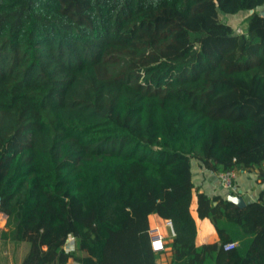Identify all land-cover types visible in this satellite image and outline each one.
I'll use <instances>...</instances> for the list:
<instances>
[{
    "label": "trees",
    "instance_id": "16d2710c",
    "mask_svg": "<svg viewBox=\"0 0 264 264\" xmlns=\"http://www.w3.org/2000/svg\"><path fill=\"white\" fill-rule=\"evenodd\" d=\"M263 6L0 0L1 237L28 244L20 264H264V192L239 207L191 167L264 181ZM250 10L243 33L219 19ZM194 194L214 242L195 243ZM150 214L172 225L161 252Z\"/></svg>",
    "mask_w": 264,
    "mask_h": 264
},
{
    "label": "crops",
    "instance_id": "0c3cea01",
    "mask_svg": "<svg viewBox=\"0 0 264 264\" xmlns=\"http://www.w3.org/2000/svg\"><path fill=\"white\" fill-rule=\"evenodd\" d=\"M192 167V180L196 187L199 188L200 192L206 194L221 195L226 197L229 193L237 194L241 191L245 202L256 201L261 192H264V181L258 179L257 172L255 170L245 171L238 170L234 178V188L227 190L219 185L217 173L209 171L199 165L196 160L191 161ZM196 208V197L193 195L191 204V213L195 219L197 233L195 238L196 245L214 242L218 239L216 231L208 219H199L195 211ZM166 220V219H165ZM164 219L160 218L156 214L149 215L150 227H157L159 232L163 236L164 245L170 242L172 234L170 228L165 225ZM6 216L2 214L0 219V264H20L22 258L28 249L27 243H14L8 239L1 237V231L6 230L5 228ZM165 226V227H164ZM169 257L162 255L159 264H168Z\"/></svg>",
    "mask_w": 264,
    "mask_h": 264
},
{
    "label": "built area",
    "instance_id": "2783aa9c",
    "mask_svg": "<svg viewBox=\"0 0 264 264\" xmlns=\"http://www.w3.org/2000/svg\"><path fill=\"white\" fill-rule=\"evenodd\" d=\"M239 32H241V31L239 30ZM241 33H243V32H241ZM235 175H236V170H234V169L229 170V171H224V172L217 173V177H218V180H219V185L221 187L227 189V190H232L234 188ZM165 221H166V224H167L166 226H168L170 228L171 232L173 233L171 222L169 220H167V219ZM149 234H150V238H151L152 250L154 252L163 251L165 249V245H164V241H163V236L159 232V229L158 228L149 229ZM69 242L73 243L72 246H71V248L73 250V248H74V238L72 236L68 237V239L66 241V244L68 245ZM234 246H235L234 243H229V244H226L224 246V248L225 249H231Z\"/></svg>",
    "mask_w": 264,
    "mask_h": 264
},
{
    "label": "rangeland",
    "instance_id": "374dc122",
    "mask_svg": "<svg viewBox=\"0 0 264 264\" xmlns=\"http://www.w3.org/2000/svg\"><path fill=\"white\" fill-rule=\"evenodd\" d=\"M263 8L258 9L257 11L261 12ZM250 12L249 11H240L236 14H225V13H219V19L223 22L228 23L229 25L232 26V28L235 30L236 33H241L244 31V28L246 26V17L248 16ZM239 30L241 32H239ZM6 223V221H5ZM165 225L166 221H164ZM165 227V226H164ZM153 228H157V227H153ZM150 229H152V227H150ZM171 231V230H170ZM171 234L173 235V233L171 232ZM162 235V234H161ZM72 242H69L66 249L68 251H71L72 248ZM69 264H75L74 262L70 261Z\"/></svg>",
    "mask_w": 264,
    "mask_h": 264
},
{
    "label": "water",
    "instance_id": "95a60500",
    "mask_svg": "<svg viewBox=\"0 0 264 264\" xmlns=\"http://www.w3.org/2000/svg\"><path fill=\"white\" fill-rule=\"evenodd\" d=\"M263 8L261 12L258 11V13L264 17V6L261 7ZM250 13L252 12V10L249 11ZM226 199L232 203H234L235 205L239 206V207H244L246 205V202L243 198V196L241 195V191H238L237 194L234 193H229L226 195Z\"/></svg>",
    "mask_w": 264,
    "mask_h": 264
}]
</instances>
